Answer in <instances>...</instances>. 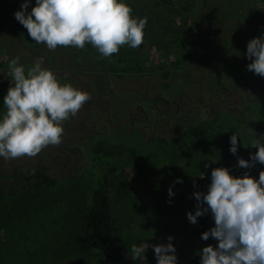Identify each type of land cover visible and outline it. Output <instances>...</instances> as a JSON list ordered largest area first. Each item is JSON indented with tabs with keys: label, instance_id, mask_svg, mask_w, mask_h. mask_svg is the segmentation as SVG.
Listing matches in <instances>:
<instances>
[{
	"label": "rangeland",
	"instance_id": "374dc122",
	"mask_svg": "<svg viewBox=\"0 0 264 264\" xmlns=\"http://www.w3.org/2000/svg\"><path fill=\"white\" fill-rule=\"evenodd\" d=\"M176 1L194 15L159 0H123L134 18L147 17L144 42L102 58L90 44L77 50L37 44L6 11L10 5L21 10L24 0H0V118L6 113L4 97L14 86L8 65L16 57L26 70L42 60L62 84L91 95L63 122L59 146L49 145L35 157H0L2 186L14 168L33 170L38 164L58 179L54 187L22 192L0 207V264H104L95 251L82 250L77 238L96 175L108 188L115 231L126 250L124 264H157L152 246L167 245L169 236L177 264H201L206 246H198L199 217L196 224L187 219L197 208L193 194L207 193L214 168L236 172L242 135L264 143V127L246 110L264 101V77L247 69L252 60L246 56L248 42L264 37L258 11L264 0ZM35 4L30 0L28 12ZM164 70L171 71L172 85L165 93L159 77ZM198 94L204 97L196 102L199 108L188 107ZM132 116L147 118L136 119L132 127ZM159 117L165 118L153 129ZM210 117L219 120L208 134L172 142L187 126ZM145 124L150 128L141 127ZM233 134L238 135L236 154L230 152ZM114 136L131 141L128 151L93 162L89 143ZM257 150L252 147L249 163ZM261 171L264 164L256 162L244 173L258 179ZM132 245L143 246L144 257L131 259Z\"/></svg>",
	"mask_w": 264,
	"mask_h": 264
},
{
	"label": "clouds",
	"instance_id": "9594fccd",
	"mask_svg": "<svg viewBox=\"0 0 264 264\" xmlns=\"http://www.w3.org/2000/svg\"><path fill=\"white\" fill-rule=\"evenodd\" d=\"M30 0H24L15 19L27 29L32 40L49 50L58 47L84 49L93 46L102 58L117 54L127 45L138 48L144 42L147 17L134 18L133 9L123 0H36L28 12ZM246 56L252 60L249 71L264 77V37L251 39ZM254 58V59H253ZM38 59L25 69L19 57L9 62L12 84L4 97L6 113L0 118V157L16 159L35 157L49 145L59 146L65 132L63 122L77 115L91 95L62 84L53 71L42 67ZM238 135L230 137V152L237 153ZM251 147L258 149L249 161L240 158L238 166L251 168L264 164V143L254 139ZM209 165H205L208 167ZM176 182H182L177 178ZM172 190L169 189L171 196ZM197 218L211 211L215 226L202 233L218 241V246L203 247L201 264H264V171L255 179L247 172L242 177L230 174L228 168L211 172L207 193L195 192ZM207 207H204V205ZM169 236L167 245H153L157 264H177L176 249ZM143 246L132 245L131 259L144 257Z\"/></svg>",
	"mask_w": 264,
	"mask_h": 264
},
{
	"label": "trees",
	"instance_id": "16d2710c",
	"mask_svg": "<svg viewBox=\"0 0 264 264\" xmlns=\"http://www.w3.org/2000/svg\"><path fill=\"white\" fill-rule=\"evenodd\" d=\"M160 3L171 7H177L180 10L194 15V10L188 5L182 4L176 0H159ZM2 7V3H0ZM7 12L13 15L16 11V5H10L6 8ZM203 27V26H202ZM77 50L74 47H64ZM171 76V71L164 70L159 73L162 81L163 92H169L172 85L168 81ZM182 81L178 85H182ZM216 94L219 91H215ZM204 100V97H203ZM137 101H133V105ZM246 110L252 111L258 118L259 123L264 127V101H258L254 106H246ZM217 117L204 118L203 120L187 126L176 135L172 142H178L183 138L194 135H205L218 122ZM68 125V122L65 123ZM117 138V140L115 139ZM163 139V138H161ZM252 139L244 134L239 141V152L237 159L243 158L248 160ZM88 145V153L93 162H96L104 157L121 155L128 151L131 141L124 140L120 137H97ZM237 160V162H238ZM238 164V163H237ZM246 168L237 165L236 172L231 175L242 177ZM58 179L53 176L46 165L38 164L36 168L30 170L28 168H14L8 178L6 186L0 184V207L7 199L17 196L22 192H33L41 189L54 187ZM204 207H207L205 204ZM214 218L211 211L198 218V246H218V241L209 237L207 241L203 240L202 233L210 230L213 227ZM80 237V238H79ZM82 250L95 251L104 264H124L126 258L125 247L115 231V215L111 198L108 193L106 184L101 178L96 175V187L91 196V205L88 207L82 225L80 226L79 236L77 237Z\"/></svg>",
	"mask_w": 264,
	"mask_h": 264
},
{
	"label": "flooded vegetation",
	"instance_id": "af4514ba",
	"mask_svg": "<svg viewBox=\"0 0 264 264\" xmlns=\"http://www.w3.org/2000/svg\"><path fill=\"white\" fill-rule=\"evenodd\" d=\"M217 96H218V94H217ZM209 97H211V95L209 96ZM197 101H201V102H203V95H201V94H198V95H196V97H195V99L192 101V104H190V102H188L187 103V106L188 107H196V108H199V106L197 105ZM185 113H182V114H180V116H182V115H184ZM147 118V117H146ZM146 118H143V119H140L139 117H137V116H132V117H130V119H131V126L132 127H137L135 124H134V122L136 121V119H138L139 121H143V120H145ZM163 118H165V117H159V118H156L155 120H154V123H153V129L154 128H156V125H157V122L159 121V120H162ZM144 122V121H143ZM148 127V128H150V126L149 125H142L141 127ZM173 126V125H172Z\"/></svg>",
	"mask_w": 264,
	"mask_h": 264
},
{
	"label": "built area",
	"instance_id": "2783aa9c",
	"mask_svg": "<svg viewBox=\"0 0 264 264\" xmlns=\"http://www.w3.org/2000/svg\"><path fill=\"white\" fill-rule=\"evenodd\" d=\"M260 15H262L264 17V6L261 7L260 9H258Z\"/></svg>",
	"mask_w": 264,
	"mask_h": 264
}]
</instances>
